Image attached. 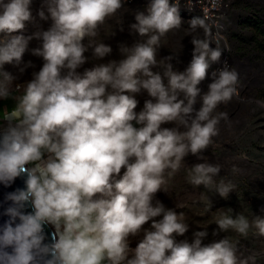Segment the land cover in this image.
Wrapping results in <instances>:
<instances>
[{
    "label": "clouds",
    "instance_id": "9594fccd",
    "mask_svg": "<svg viewBox=\"0 0 264 264\" xmlns=\"http://www.w3.org/2000/svg\"><path fill=\"white\" fill-rule=\"evenodd\" d=\"M32 0H0V98H8L16 80L5 64L19 67L33 38L41 45L32 54L42 66L23 86L15 107L0 115V182L10 186L24 174L25 187L6 194L11 203L0 215V264H249L227 237L204 243L206 229L192 239L177 240L190 226L183 214L156 198L168 193L184 158L204 160L203 152L219 135L228 113L215 110L239 97V73L226 64L211 72L208 90L199 85L220 61L222 49L211 47L212 32L204 19L193 18L192 59L174 70L172 56L157 59L162 38L182 26L173 0H149L135 14L130 30L139 37L120 45L119 60L97 63L83 72L85 53L96 60L112 48L95 42L106 19L123 7L122 0H44L41 20L47 30L25 37L33 22ZM203 30V37L196 35ZM20 33V34H16ZM88 43L85 44V39ZM32 66L29 61L24 68ZM19 90L21 85L16 84ZM149 99L137 112V94ZM197 103L199 108L195 107ZM173 127H162L165 124ZM32 165V167H28ZM123 170V171H122ZM221 166L196 163L186 182L214 190L224 199L235 188L215 177ZM200 200L211 207L203 193ZM155 201V202H153ZM177 202L176 207H183ZM31 211H28V208ZM144 228L145 224H149ZM55 237L45 242V226ZM213 235L233 231L247 238L264 236V218L243 214L215 220ZM143 232L135 248L129 238Z\"/></svg>",
    "mask_w": 264,
    "mask_h": 264
},
{
    "label": "rangeland",
    "instance_id": "374dc122",
    "mask_svg": "<svg viewBox=\"0 0 264 264\" xmlns=\"http://www.w3.org/2000/svg\"><path fill=\"white\" fill-rule=\"evenodd\" d=\"M138 11H145V9ZM138 11H131L122 18L113 16L106 19L105 23L99 27L95 42L110 45L111 54L103 60H96L92 56V49L89 48L85 53V56L89 58L88 62L78 71L83 72L85 68H90L97 63H107L113 59L119 60L121 58L120 45L131 46L139 39L138 35L130 30V25L135 22V14ZM188 28L189 23L182 21L180 29L170 31L166 37L162 38L161 47L157 51L158 60L172 56L171 63L174 70L177 71H184L192 59L191 36L186 35ZM196 35L203 37V30H198ZM226 38L227 42H223L222 46L225 47L227 44L230 49L231 64L227 66L239 73L237 85L239 97L234 96L230 102L220 104L215 110L216 113H228L229 119L227 122L221 120L218 125L219 135L213 137V141H219V145L214 144L213 147H208L203 152V157L208 163L221 166L219 175L214 178L217 182L221 179L226 182L231 181L235 188L229 193L227 199H224L214 190L209 191L203 186L197 188L188 184L185 179L187 169L196 163L204 162V160L189 154L184 158V167L177 174L170 191L168 193L161 191L157 193L156 198L162 201L166 207L175 209L178 214L182 213L184 221L190 226L189 231L184 236L176 237L177 240L188 239L190 241L194 231L206 229L208 236L204 243L227 237L238 242V256L254 258V260L249 261V264H264V236L256 235L255 229L250 231L247 238L241 237L231 230L227 233L220 232L217 236L212 234L213 229L217 228L215 220L223 215L235 216L234 211L236 215H245L250 221L256 217L264 218V67L250 59L242 60L233 56L232 44L227 33ZM84 43H88V38L85 39ZM29 44L19 67L13 64L4 65V69L12 73L16 80L10 89L11 95L5 100L0 98V115L4 112V104L7 100L11 102L12 98L14 101V97H16L15 103H17L18 98L23 94V86L32 78L33 71H38L42 66V58L32 54V49L39 47L41 41L34 38L29 41ZM211 47L215 48L212 44ZM29 61L32 62V66L26 67L21 72L20 68H24ZM223 67L221 61L212 64L209 69V77L199 85L203 92L208 90L211 72ZM16 84L21 85L19 90L16 89ZM13 93H17V95ZM149 98L146 92L137 94L136 99L139 101L136 108L137 112L143 108L144 101ZM199 106L200 104L197 103L195 107L199 108ZM0 123L6 122L0 121ZM173 126L171 123L162 125V127ZM236 141L239 143V148L228 147ZM241 143L242 145H240ZM201 193L206 199L211 200V207L207 205L206 201L200 200ZM177 202H182L184 206L177 208ZM149 226L150 222L145 224L144 228ZM142 235L143 232L129 238L131 248L136 247L143 238Z\"/></svg>",
    "mask_w": 264,
    "mask_h": 264
},
{
    "label": "built area",
    "instance_id": "2783aa9c",
    "mask_svg": "<svg viewBox=\"0 0 264 264\" xmlns=\"http://www.w3.org/2000/svg\"><path fill=\"white\" fill-rule=\"evenodd\" d=\"M248 1L251 0H173V2L179 5V13L182 21L190 24L191 19L201 18L209 25L212 32L211 44L223 50L220 58L222 67L225 64H231L230 49L227 44L225 47L222 46L223 42H227L226 33L228 32L229 24L230 22L232 23L234 18L239 16L237 5ZM122 2H124L123 7L118 10L114 17L122 18L131 11L144 10L149 0H122ZM42 7H45L46 10L44 0H32L31 11L35 20L33 22H26V26L22 30V34L25 37L31 36L39 30H47L50 27L52 23L50 19L44 21L37 15L38 10ZM4 35L0 33V37ZM31 46L34 47V45Z\"/></svg>",
    "mask_w": 264,
    "mask_h": 264
},
{
    "label": "trees",
    "instance_id": "16d2710c",
    "mask_svg": "<svg viewBox=\"0 0 264 264\" xmlns=\"http://www.w3.org/2000/svg\"><path fill=\"white\" fill-rule=\"evenodd\" d=\"M237 8L239 16L230 22L227 32L233 48L232 55L242 60L250 59L264 67V0L242 2ZM214 144L219 145V141H213L209 147ZM228 147L235 149L240 146L236 141Z\"/></svg>",
    "mask_w": 264,
    "mask_h": 264
},
{
    "label": "water",
    "instance_id": "95a60500",
    "mask_svg": "<svg viewBox=\"0 0 264 264\" xmlns=\"http://www.w3.org/2000/svg\"><path fill=\"white\" fill-rule=\"evenodd\" d=\"M30 167V165H28ZM25 176L21 174L15 178L14 182H11L10 186H5L3 182H0V213L3 212V209L7 208L8 205L11 203L10 201L5 200L6 194L13 192L16 189L24 188L25 187ZM28 211H31V208H28ZM7 219L6 216L0 215V224ZM47 235L46 243L50 242L55 237V227L52 224H48L45 226L44 229Z\"/></svg>",
    "mask_w": 264,
    "mask_h": 264
},
{
    "label": "crops",
    "instance_id": "0c3cea01",
    "mask_svg": "<svg viewBox=\"0 0 264 264\" xmlns=\"http://www.w3.org/2000/svg\"><path fill=\"white\" fill-rule=\"evenodd\" d=\"M18 34H20V33H18ZM13 94H16L17 95V93H13ZM11 95V94H10ZM9 95V96H10ZM15 98L16 97H14V101H12L13 100V98H12V100H11V102L10 101H8L7 99V101H6V103L4 104V109H3V111L5 112V111H10L13 107H15V105H16V103H15ZM2 99H4L5 100V98H2Z\"/></svg>",
    "mask_w": 264,
    "mask_h": 264
},
{
    "label": "bare ground",
    "instance_id": "6f19581e",
    "mask_svg": "<svg viewBox=\"0 0 264 264\" xmlns=\"http://www.w3.org/2000/svg\"><path fill=\"white\" fill-rule=\"evenodd\" d=\"M143 236V235H142Z\"/></svg>",
    "mask_w": 264,
    "mask_h": 264
}]
</instances>
